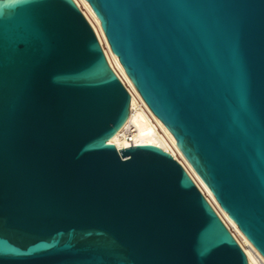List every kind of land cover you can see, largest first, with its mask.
Instances as JSON below:
<instances>
[{"label":"water","instance_id":"water-1","mask_svg":"<svg viewBox=\"0 0 264 264\" xmlns=\"http://www.w3.org/2000/svg\"><path fill=\"white\" fill-rule=\"evenodd\" d=\"M86 1L264 257V0ZM129 109L73 0H0V264H248L169 153L107 143Z\"/></svg>","mask_w":264,"mask_h":264},{"label":"bare ground","instance_id":"bare-ground-1","mask_svg":"<svg viewBox=\"0 0 264 264\" xmlns=\"http://www.w3.org/2000/svg\"><path fill=\"white\" fill-rule=\"evenodd\" d=\"M73 1L92 27L105 53L109 66L130 93L129 117L123 126L113 135V137L107 141V143L113 144L117 151L141 145H151L169 153L184 167L196 187L203 193L206 200L229 229L234 239L245 253L248 264H264V257L241 232L236 223L232 221L228 214L221 208L211 190L182 154L173 134L154 115L145 103L135 85L127 75L124 67L120 63L119 58L113 53L102 28L101 22L90 4L86 0Z\"/></svg>","mask_w":264,"mask_h":264},{"label":"built area","instance_id":"built-area-1","mask_svg":"<svg viewBox=\"0 0 264 264\" xmlns=\"http://www.w3.org/2000/svg\"><path fill=\"white\" fill-rule=\"evenodd\" d=\"M120 80V79H119ZM121 81V80H120ZM121 83H122V81H121ZM123 84V83H122ZM123 86H124V84H123ZM125 87V86H124ZM126 88V87H125ZM126 90L128 91V89L126 88ZM128 93H129V91H128ZM130 94V93H129ZM181 165V164H180ZM182 166V165H181ZM183 167V166H182ZM184 168V167H183ZM185 170V169H184ZM200 191V190H199ZM201 192V191H200ZM202 193V192H201ZM203 194V193H202ZM204 196V195H203ZM224 223V222H223Z\"/></svg>","mask_w":264,"mask_h":264}]
</instances>
